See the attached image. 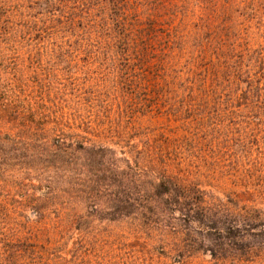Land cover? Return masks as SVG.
Wrapping results in <instances>:
<instances>
[{"label":"rangeland","instance_id":"rangeland-1","mask_svg":"<svg viewBox=\"0 0 264 264\" xmlns=\"http://www.w3.org/2000/svg\"><path fill=\"white\" fill-rule=\"evenodd\" d=\"M0 264H264V0H0Z\"/></svg>","mask_w":264,"mask_h":264}]
</instances>
